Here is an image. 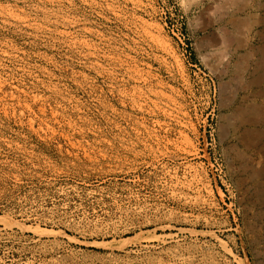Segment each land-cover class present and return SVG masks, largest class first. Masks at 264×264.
Instances as JSON below:
<instances>
[{"label":"rangeland","instance_id":"1","mask_svg":"<svg viewBox=\"0 0 264 264\" xmlns=\"http://www.w3.org/2000/svg\"><path fill=\"white\" fill-rule=\"evenodd\" d=\"M261 1L0 0V264H254Z\"/></svg>","mask_w":264,"mask_h":264},{"label":"bare ground","instance_id":"2","mask_svg":"<svg viewBox=\"0 0 264 264\" xmlns=\"http://www.w3.org/2000/svg\"><path fill=\"white\" fill-rule=\"evenodd\" d=\"M251 2V1H250ZM248 8V7H247ZM244 10V9H243ZM249 10H250V14H248L247 15V17H249V16H251L252 18H254V19H256V20H258L259 21V23H260V25L262 24V25H264V14L262 15V12H264V0L263 1H261V2H258V3H256V4H254V5H252L250 8H249ZM241 12V11H240ZM243 12V11H242ZM256 12H259V13H256ZM246 13V12H245ZM246 17V16H245ZM250 17V18H251ZM234 18V17H233ZM237 18V17H236ZM236 18H234L233 20H232V24L234 25V27L236 26V27H239V26H241L242 25V23H244V19L242 20L241 18L239 19H236ZM243 18V17H242ZM246 22V21H245ZM236 29H239V28H236ZM232 31V30H231ZM226 32H228V31H226ZM225 33V32H224ZM229 33V32H228ZM259 35H261V36H264V35H262V34H259ZM227 37V36H226ZM229 37V36H228ZM232 37V36H231ZM260 38V37H259ZM224 40V39H223ZM218 41V40H217ZM225 41V40H224ZM227 42H229V44H231V45H236V46H240L241 45V40L240 41H238L237 39H235V38H228L227 40H226ZM261 41V40H260ZM246 43V42H245ZM218 44V43H217ZM224 45V44H223ZM247 45V44H246ZM263 46V45H262ZM246 47V46H245ZM240 48V47H239ZM247 48V47H246ZM256 48V47H255ZM260 48V47H259ZM241 49H243V48H241ZM244 54V53H243ZM254 54H258L259 55V57H258V59H253V57L255 56ZM242 55V54H241ZM239 56V55H238ZM239 59V58H238ZM242 64H244V62L245 61H253V63L252 64H254V69H252L253 71L251 72L252 73V75H253V77H255V81L256 82H261L262 80V78L264 77V62H263V56H262V54L260 53V52H254V51H250V52H248L242 59ZM241 64V63H240ZM248 64V63H247ZM246 64V65H247ZM245 65V64H244ZM240 66V65H239ZM241 68V67H240ZM253 80H254V78H253ZM255 84V83H254ZM253 84V85H254ZM260 84V83H259ZM257 86V85H256ZM250 88V87H249ZM254 105V104H253ZM256 106V105H255ZM253 107V106H252ZM264 108V107H263ZM243 109V108H242ZM260 109V108H259ZM262 109V108H261ZM238 112V111H237ZM242 116H244V115H247L248 117H250V119L249 120H244V121H248V123L250 122V123H252V124H256L257 122H261V123H264V111H260V110H258V109H255V108H253V109H250L249 110V112L248 111H245V112H242V113H240ZM255 117H256V119H255ZM240 118V117H239ZM245 119V118H244ZM242 121V120H241ZM241 123V122H240ZM247 123V124H248ZM242 124V123H241ZM246 124V123H245ZM260 126V125H259ZM260 133H262V132H260ZM253 135V134H252ZM259 138V137H258ZM255 191V190H254ZM21 226V225H20ZM14 227V226H13ZM22 227V226H21ZM38 231H36L38 234H40V237H41V235H58V233H56V232H54V231H50V232H48V231H45V230H39V229H37ZM36 233V234H37ZM60 234V233H59ZM60 236V235H59ZM69 240H71L72 241V238H69ZM70 241V242H71ZM74 241V240H73ZM117 244L116 245H114V244H112V243H110L109 244V247L107 246V245H105L104 244V246L105 247H108V249H115V247H117L118 249H120V250H123V246H125L126 247V245H128V242L126 243V242H124V244H121L122 242H116ZM126 243V244H125ZM95 246H97V245H95ZM99 248V247H98Z\"/></svg>","mask_w":264,"mask_h":264},{"label":"crops","instance_id":"3","mask_svg":"<svg viewBox=\"0 0 264 264\" xmlns=\"http://www.w3.org/2000/svg\"><path fill=\"white\" fill-rule=\"evenodd\" d=\"M260 184L262 186V183ZM254 195H255V208L259 209L260 201L263 203L261 207L264 208V196L260 197L259 192L257 191V188H256ZM254 226H256V231H255L256 238L254 240L255 250H254V253L252 254L254 258V264H264V217H260L258 210H256V216L254 218ZM258 226L263 227L262 232H260V230L258 229Z\"/></svg>","mask_w":264,"mask_h":264}]
</instances>
